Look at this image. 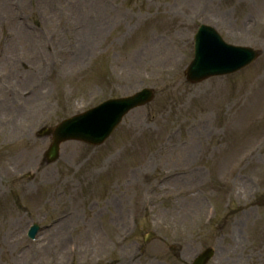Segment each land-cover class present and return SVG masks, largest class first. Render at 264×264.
Masks as SVG:
<instances>
[{"label": "rangeland", "instance_id": "obj_1", "mask_svg": "<svg viewBox=\"0 0 264 264\" xmlns=\"http://www.w3.org/2000/svg\"><path fill=\"white\" fill-rule=\"evenodd\" d=\"M201 22L261 56L187 83ZM0 74V264H191L209 245V264H264V0H0ZM145 86L105 144L45 163L41 126Z\"/></svg>", "mask_w": 264, "mask_h": 264}, {"label": "water", "instance_id": "obj_2", "mask_svg": "<svg viewBox=\"0 0 264 264\" xmlns=\"http://www.w3.org/2000/svg\"><path fill=\"white\" fill-rule=\"evenodd\" d=\"M145 97H146V95H145V93H143V94L137 96L136 98L128 99V100H123V101H119V102H117V103H119V104H121V105H125V107L123 108V111L120 113V115L123 114L124 112H126L129 108H131L132 105H134L136 102L145 99ZM147 98H148V96L146 97V99H147ZM120 108H122V107H120ZM116 118H117V119H116V121H117V120L120 118V116H119V118H118V115H117ZM116 121H115V122H116ZM101 124H102V123H98L97 126H100ZM71 127H72V126H71V123H67V124H65V125L63 126V128H61L60 130L56 131V138H57V141H61V140L66 139V138L75 137L76 134L86 135L85 137L88 138L89 140H94L95 138H96L95 140H99V139H98L99 136H96V137L93 139V137H92L93 133L90 132V131H87L88 133H87L85 130H83L84 132H78V131H73V132H71V131H68V128H71ZM101 132H102V131H96V132H94V134H100Z\"/></svg>", "mask_w": 264, "mask_h": 264}, {"label": "bare ground", "instance_id": "obj_3", "mask_svg": "<svg viewBox=\"0 0 264 264\" xmlns=\"http://www.w3.org/2000/svg\"><path fill=\"white\" fill-rule=\"evenodd\" d=\"M86 42H87V38H86V37H83V38H82L81 45L84 46ZM13 49H14V48H13ZM7 64H8V63H6V65H7ZM0 82H1V81H0ZM68 218H69V217H68ZM68 218H66L65 220H63V223L59 224L56 228H58V230H60V231L65 230V228H66V225H65V224H66Z\"/></svg>", "mask_w": 264, "mask_h": 264}]
</instances>
